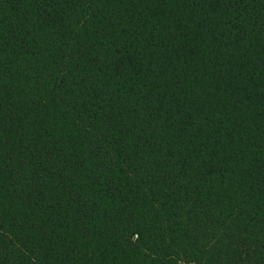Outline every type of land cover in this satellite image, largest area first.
Segmentation results:
<instances>
[{
    "label": "trees",
    "instance_id": "16d2710c",
    "mask_svg": "<svg viewBox=\"0 0 264 264\" xmlns=\"http://www.w3.org/2000/svg\"><path fill=\"white\" fill-rule=\"evenodd\" d=\"M264 264V0H0V264Z\"/></svg>",
    "mask_w": 264,
    "mask_h": 264
},
{
    "label": "rangeland",
    "instance_id": "374dc122",
    "mask_svg": "<svg viewBox=\"0 0 264 264\" xmlns=\"http://www.w3.org/2000/svg\"><path fill=\"white\" fill-rule=\"evenodd\" d=\"M178 264H189V263H185V262H179Z\"/></svg>",
    "mask_w": 264,
    "mask_h": 264
}]
</instances>
